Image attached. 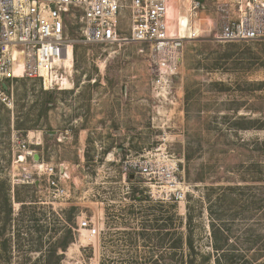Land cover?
<instances>
[{"label": "rangeland", "instance_id": "obj_1", "mask_svg": "<svg viewBox=\"0 0 264 264\" xmlns=\"http://www.w3.org/2000/svg\"><path fill=\"white\" fill-rule=\"evenodd\" d=\"M172 1V29L191 15L201 30L220 29L217 0L193 12V0ZM120 26L128 35L127 8ZM173 86L165 97L153 90L140 44H77L65 91L21 72L8 83L0 264H264V40L186 41ZM17 137L40 139V162L68 168V199L51 198L44 179L24 180L34 162L16 163ZM149 152L178 162L185 205L155 202L142 176H125L127 162ZM82 219L100 235L80 229Z\"/></svg>", "mask_w": 264, "mask_h": 264}, {"label": "built area", "instance_id": "obj_2", "mask_svg": "<svg viewBox=\"0 0 264 264\" xmlns=\"http://www.w3.org/2000/svg\"><path fill=\"white\" fill-rule=\"evenodd\" d=\"M171 1L0 0V97L10 101L5 90L19 72L26 79L38 80L44 91L68 90L77 44L145 45L153 90L165 97L173 90L186 41L197 40L203 34H211L217 43L264 40V0H217L221 27L216 32L199 29L192 15L184 29L179 22L178 29H172ZM202 3L193 0L191 12ZM123 8L130 12L128 35L121 32ZM72 31L78 36L72 37ZM13 143L18 153L16 163L24 166L36 154L32 145H43L40 139L31 144L19 137ZM32 168L33 172L23 168L25 181L44 179L51 198L59 202L69 198L70 175L64 164L39 161ZM178 171V162L166 152H149L144 158L129 160L125 176H142L155 202L185 205L190 187L178 177ZM80 229L93 238L100 235L91 219H82Z\"/></svg>", "mask_w": 264, "mask_h": 264}, {"label": "bare ground", "instance_id": "obj_3", "mask_svg": "<svg viewBox=\"0 0 264 264\" xmlns=\"http://www.w3.org/2000/svg\"><path fill=\"white\" fill-rule=\"evenodd\" d=\"M172 5H173V1H172V3L170 4V13H171V11H172V9H171V8H172ZM170 13H169V19H170ZM180 18H181V17H180ZM187 22H188V20L186 21L185 18H182L181 21L179 20V23H180L181 29H184V28H185Z\"/></svg>", "mask_w": 264, "mask_h": 264}, {"label": "water", "instance_id": "obj_4", "mask_svg": "<svg viewBox=\"0 0 264 264\" xmlns=\"http://www.w3.org/2000/svg\"><path fill=\"white\" fill-rule=\"evenodd\" d=\"M196 1H198V2H204L205 0H196ZM39 161H40V157H39V155L38 154H35V156H34V158H33V162H34V164H37V163H39ZM135 176L132 174L131 175V179H133Z\"/></svg>", "mask_w": 264, "mask_h": 264}, {"label": "trees", "instance_id": "obj_5", "mask_svg": "<svg viewBox=\"0 0 264 264\" xmlns=\"http://www.w3.org/2000/svg\"><path fill=\"white\" fill-rule=\"evenodd\" d=\"M11 216H12V212L11 210H8V213L6 214L7 219L10 220Z\"/></svg>", "mask_w": 264, "mask_h": 264}, {"label": "crops", "instance_id": "obj_6", "mask_svg": "<svg viewBox=\"0 0 264 264\" xmlns=\"http://www.w3.org/2000/svg\"><path fill=\"white\" fill-rule=\"evenodd\" d=\"M173 3H174V1H173ZM176 12L178 13L179 16H182V15H181V9H180V8L177 9ZM170 20H173V19H170ZM180 21H181V20H180Z\"/></svg>", "mask_w": 264, "mask_h": 264}]
</instances>
